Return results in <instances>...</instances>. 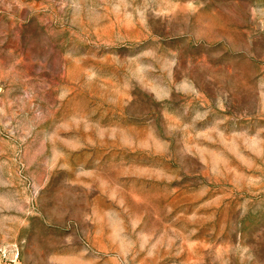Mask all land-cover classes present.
<instances>
[{"label": "rangeland", "instance_id": "obj_1", "mask_svg": "<svg viewBox=\"0 0 264 264\" xmlns=\"http://www.w3.org/2000/svg\"><path fill=\"white\" fill-rule=\"evenodd\" d=\"M0 264H264V0H0Z\"/></svg>", "mask_w": 264, "mask_h": 264}]
</instances>
